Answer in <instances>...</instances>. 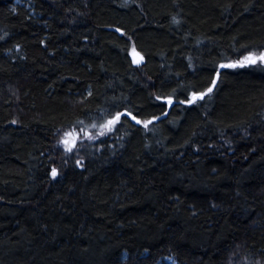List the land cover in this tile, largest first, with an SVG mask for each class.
Listing matches in <instances>:
<instances>
[{
	"label": "trees",
	"instance_id": "1",
	"mask_svg": "<svg viewBox=\"0 0 264 264\" xmlns=\"http://www.w3.org/2000/svg\"><path fill=\"white\" fill-rule=\"evenodd\" d=\"M261 56L264 0H0V264H264Z\"/></svg>",
	"mask_w": 264,
	"mask_h": 264
},
{
	"label": "rangeland",
	"instance_id": "2",
	"mask_svg": "<svg viewBox=\"0 0 264 264\" xmlns=\"http://www.w3.org/2000/svg\"><path fill=\"white\" fill-rule=\"evenodd\" d=\"M18 2H21V1H18ZM130 57H131L132 62H134V63L139 62L141 60V56L138 55L133 50L130 52ZM195 98L196 97H194V99ZM165 101H166L167 105L170 106L171 101L169 99H166ZM51 175L53 176V174H51ZM161 263H163V264H177V262L171 257H167V258L163 259ZM242 264H246V262L243 261Z\"/></svg>",
	"mask_w": 264,
	"mask_h": 264
},
{
	"label": "snow or ice",
	"instance_id": "3",
	"mask_svg": "<svg viewBox=\"0 0 264 264\" xmlns=\"http://www.w3.org/2000/svg\"><path fill=\"white\" fill-rule=\"evenodd\" d=\"M259 59H262L264 60V56H261L259 57ZM246 60L249 62V63H255V59L253 57H247ZM241 66H243V62L241 63ZM223 67V66H222ZM209 91H211V89H209ZM56 175V172L55 170H53V176Z\"/></svg>",
	"mask_w": 264,
	"mask_h": 264
},
{
	"label": "bare ground",
	"instance_id": "4",
	"mask_svg": "<svg viewBox=\"0 0 264 264\" xmlns=\"http://www.w3.org/2000/svg\"><path fill=\"white\" fill-rule=\"evenodd\" d=\"M19 50V49H18ZM14 51V50H13ZM16 55V54H15ZM71 129V128H70ZM64 142V141H63Z\"/></svg>",
	"mask_w": 264,
	"mask_h": 264
},
{
	"label": "water",
	"instance_id": "5",
	"mask_svg": "<svg viewBox=\"0 0 264 264\" xmlns=\"http://www.w3.org/2000/svg\"><path fill=\"white\" fill-rule=\"evenodd\" d=\"M137 122V121H136Z\"/></svg>",
	"mask_w": 264,
	"mask_h": 264
}]
</instances>
